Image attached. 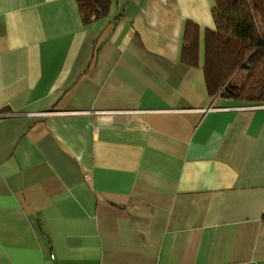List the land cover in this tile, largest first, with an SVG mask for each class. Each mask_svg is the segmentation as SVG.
<instances>
[{"label":"crops","instance_id":"crops-1","mask_svg":"<svg viewBox=\"0 0 264 264\" xmlns=\"http://www.w3.org/2000/svg\"><path fill=\"white\" fill-rule=\"evenodd\" d=\"M214 0H0V264H264V104L181 60Z\"/></svg>","mask_w":264,"mask_h":264},{"label":"trees","instance_id":"trees-1","mask_svg":"<svg viewBox=\"0 0 264 264\" xmlns=\"http://www.w3.org/2000/svg\"><path fill=\"white\" fill-rule=\"evenodd\" d=\"M217 28L202 32L187 22L181 60L202 66L209 95L264 104V0H214ZM112 0H77L82 20L92 23L109 14Z\"/></svg>","mask_w":264,"mask_h":264},{"label":"built area","instance_id":"built-area-1","mask_svg":"<svg viewBox=\"0 0 264 264\" xmlns=\"http://www.w3.org/2000/svg\"><path fill=\"white\" fill-rule=\"evenodd\" d=\"M218 95H221V92H219V93L217 94V96H218Z\"/></svg>","mask_w":264,"mask_h":264}]
</instances>
